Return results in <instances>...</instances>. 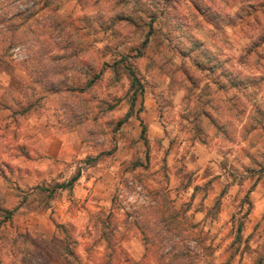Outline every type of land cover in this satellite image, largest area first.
Here are the masks:
<instances>
[{
    "label": "clouds",
    "instance_id": "1",
    "mask_svg": "<svg viewBox=\"0 0 264 264\" xmlns=\"http://www.w3.org/2000/svg\"><path fill=\"white\" fill-rule=\"evenodd\" d=\"M0 264H264V0H0Z\"/></svg>",
    "mask_w": 264,
    "mask_h": 264
}]
</instances>
